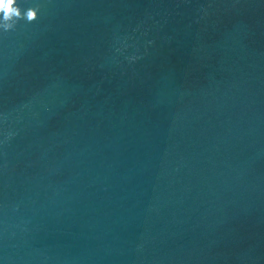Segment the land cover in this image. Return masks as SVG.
Segmentation results:
<instances>
[{"label": "water", "instance_id": "1", "mask_svg": "<svg viewBox=\"0 0 264 264\" xmlns=\"http://www.w3.org/2000/svg\"><path fill=\"white\" fill-rule=\"evenodd\" d=\"M17 4L0 264H264V0Z\"/></svg>", "mask_w": 264, "mask_h": 264}, {"label": "clouds", "instance_id": "2", "mask_svg": "<svg viewBox=\"0 0 264 264\" xmlns=\"http://www.w3.org/2000/svg\"><path fill=\"white\" fill-rule=\"evenodd\" d=\"M37 18L38 10L36 8L30 7L22 11L17 0H0V28L5 31L12 29L21 19L32 22Z\"/></svg>", "mask_w": 264, "mask_h": 264}]
</instances>
